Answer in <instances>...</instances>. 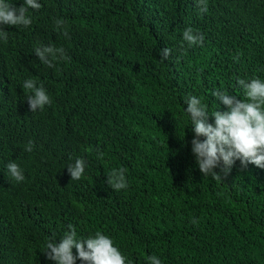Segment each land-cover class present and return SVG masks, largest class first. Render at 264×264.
Here are the masks:
<instances>
[{"label": "trees", "instance_id": "1", "mask_svg": "<svg viewBox=\"0 0 264 264\" xmlns=\"http://www.w3.org/2000/svg\"><path fill=\"white\" fill-rule=\"evenodd\" d=\"M37 2L27 28L0 25V264H55L45 244L69 225L77 239L111 238L126 264H264V169L237 160L219 180L203 176L185 103L199 98L214 124L228 108L213 91L243 101L238 80L264 81V0H207L206 13L198 0ZM43 46L70 59L48 67ZM28 79L50 96L43 111L30 110ZM77 158L85 172L71 181ZM120 168L128 187L115 191L107 175Z\"/></svg>", "mask_w": 264, "mask_h": 264}, {"label": "clouds", "instance_id": "2", "mask_svg": "<svg viewBox=\"0 0 264 264\" xmlns=\"http://www.w3.org/2000/svg\"><path fill=\"white\" fill-rule=\"evenodd\" d=\"M39 10L41 4L37 0H24L20 7H15L0 0V25L24 26L31 25L32 20L27 15L28 9ZM198 9L201 13L208 11L207 0H198ZM56 26L59 29L64 21L57 20ZM68 36L67 30L63 33ZM3 39H7V33H3ZM183 39L189 45L203 44V36L193 34L191 28L183 32ZM35 54L39 60L48 67H55L54 61L59 58L70 59L63 54V49L53 46L36 47ZM171 50H161L162 58L167 59ZM238 84L244 90L243 101L234 95L216 90L212 96L227 106L228 111L215 110L211 116L214 117V124L209 123L207 105L196 96L192 95L186 99V111L190 114L192 131L195 138L191 141L192 152L195 156L199 170L203 176L211 175L214 179H221L231 172L235 162L239 160L243 166L249 163L264 169V81L260 78H252L250 82L244 79L238 80ZM23 89L30 94L27 103L31 112L38 109L43 111L46 105H50V96L43 85L39 87L32 79L23 84ZM200 137H205L203 141ZM33 142L29 141L25 151H33ZM103 153H98V158L103 159ZM222 162V167H221ZM85 161L77 158L74 164L67 167L72 180H80L85 172ZM220 168L217 172L216 169ZM8 174L17 182L24 180L19 166L16 163L7 165ZM126 169H112L107 175V184L115 191H121L128 187L125 177ZM195 223V221H193ZM70 231L57 240H49L45 244L44 255L55 264H76L77 260L83 264H126V258L121 251L114 246L113 240L102 232L97 231L95 236L86 239H77L74 228L69 225ZM76 249L77 255L73 254ZM150 264H161V260L155 256L146 258Z\"/></svg>", "mask_w": 264, "mask_h": 264}]
</instances>
